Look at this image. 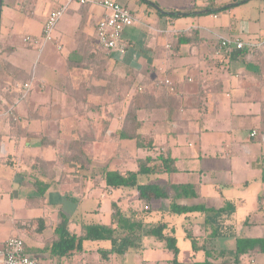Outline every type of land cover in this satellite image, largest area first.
Returning a JSON list of instances; mask_svg holds the SVG:
<instances>
[{"label": "crops", "instance_id": "1", "mask_svg": "<svg viewBox=\"0 0 264 264\" xmlns=\"http://www.w3.org/2000/svg\"><path fill=\"white\" fill-rule=\"evenodd\" d=\"M112 1L129 9L135 23L123 33L129 46L127 54L108 55V71L112 66L124 76L137 75L138 81L149 79V88L156 95L159 87L154 82L171 81L182 106L177 120L170 123L165 109L149 115L141 112L138 135L149 139L154 153L137 149L134 155L95 156L99 137L108 139L121 128L127 108L116 110L121 112L119 123L112 118L110 125V118L107 122L102 118L100 123L98 112L87 106L73 107L68 91L77 88L79 77L58 76L53 53L63 55L58 62L66 65L81 37L104 52L98 46L96 29L105 10L96 4H73L59 21L54 41L45 43L42 34L47 18L65 0H2L0 69L8 64L33 76L13 85L21 97L23 86H31L27 99L14 109L20 117L18 126L9 125L0 116V242L20 238L27 254L42 264H126L130 252L102 261L100 251H109L111 242L87 239V228L112 227V204L126 217L143 212L147 204L139 200L134 189L108 190L101 180L103 171L109 165L110 171L133 172L137 161L169 154L176 160L177 172L140 177V183L189 185L198 194L188 200L153 202L145 218L148 225H168L166 234L177 239L179 263L264 264V253L259 249L236 260L238 242L264 240V53L245 58L233 49L218 52L223 40H264V0ZM208 5L213 12L210 15L167 17L205 12ZM225 8L229 9L223 11ZM26 37L41 43L29 45L24 42ZM183 37L191 42L179 46ZM45 50L51 58L49 71H54L48 83L38 81L35 68L30 69L33 59ZM5 81L13 83L10 77ZM56 82L57 87L52 86ZM56 96L63 107L56 108V102H50ZM1 101L3 114L11 105ZM106 111L102 108L101 114ZM82 118L85 123H81ZM54 126L57 129L52 135L49 130ZM90 128L95 138L88 150L92 167L78 171L63 164L65 144ZM254 132L257 135L252 137ZM97 159L106 165L99 168ZM42 164L48 166L46 172ZM37 180L44 184V194L35 189ZM175 204L205 207L210 213L174 215L171 208ZM60 214L69 218L71 231L84 238L81 254L63 259L52 254ZM40 219L44 223L41 232ZM138 252L142 256L139 264H172L174 259L166 244L152 237L142 239Z\"/></svg>", "mask_w": 264, "mask_h": 264}, {"label": "trees", "instance_id": "2", "mask_svg": "<svg viewBox=\"0 0 264 264\" xmlns=\"http://www.w3.org/2000/svg\"><path fill=\"white\" fill-rule=\"evenodd\" d=\"M208 7L209 5L206 7L207 9L205 8V12L200 11L188 14H170L167 17L174 20L186 17H196L204 14L210 15L213 12L209 10L211 7ZM228 9L229 8H225L223 11ZM190 42V39H186L184 37L178 40L179 46L187 45ZM259 54H263V52ZM73 55V58L67 61L68 71L73 74L74 71L79 70L84 74H89V76L85 75V83L83 81L76 89L71 88L70 91H68V94L72 93L71 96H69L70 98H68V102L73 106H87L101 115V110L104 107L93 103L91 98H98L99 95L104 96L109 93L112 94L115 84L119 82H116L115 79H110V76H107V70L110 63L108 58L109 56L107 53L100 52L96 47L91 46L90 42L83 37L78 40L77 47L73 52ZM1 67L0 96H2V99L11 105L2 114V121L16 127L18 126V120H16V111L14 109L22 101V97L13 90V85L16 82H25L26 80L31 79L33 75L31 73L27 74L22 70L14 69L8 64ZM132 75L133 80L127 82L126 84H128L129 88L135 86L137 94L135 101L130 102L127 107L125 117L118 134L112 133L111 137L112 139L114 138L120 142H134L136 143L138 150H146L148 153H154L155 148L153 147V144L150 143L149 139L140 136L137 133V125L140 122V113L146 112L147 115H149L154 111L165 109L168 112V120L170 123H174L177 120L176 115L178 111L180 113L182 107L179 98H177L179 95L178 89L172 83L177 89V94H172L168 87L164 86V82L166 80L162 82H154V84L157 83V87H159V89H156L159 91L156 95L153 90H151L152 88H149L152 85L150 84L152 82L148 81L149 79L146 81H138L137 75ZM8 77L13 79L12 84H8L5 81L8 80ZM93 82H104L106 85L101 87L99 85L97 86ZM122 84L124 85V83ZM140 89L143 91L141 92ZM2 99H0V101ZM119 114H121V112H119ZM112 118H115V113L110 112V125L112 123ZM107 131L108 129L106 128L103 135H105ZM94 142L95 138L92 128H90L87 133L73 138L70 142L65 144L63 164L76 168L78 171H88L93 165V160L88 154V150ZM47 168V165L42 164V171L46 172ZM176 172V160L169 154H159L157 157L150 156L145 160H139L137 161V169L133 172L122 173L119 171H110L109 166L104 169L101 180L104 181L105 187L108 190L116 191L120 189H134L138 193L139 200L145 202L147 206L144 207L143 212H133L131 217H126L116 204H112V228L104 226H92L87 228V239H109L111 242V249L109 251H100L102 261H108L112 255L124 256L129 252L139 251L141 249L142 239L145 237H152L166 244L167 250L174 256L172 264H180L178 261L180 250L178 249L177 239L174 234H166L168 225L164 223L148 225L145 223V218H147L151 213L149 206L153 202H160L168 199H172L174 202L188 200L197 198L198 194L194 190L195 188L189 185L161 186L156 184L140 183V177H149L160 173L171 175ZM43 186L44 184L40 181L37 180L35 182V189L38 193L44 194L46 189L42 190ZM146 207L148 210L145 209ZM171 213L182 216L192 213H210V211L205 207H182L175 204L171 208ZM38 224V230L41 232V230L44 229L43 220H38ZM55 233V238H57V240L53 243L51 250L54 257L60 259L69 258L75 254H81L84 251V238L79 237L71 231L70 220L66 215H59V221ZM193 246L195 247V242L193 243ZM258 249L260 253H264V240L240 241L237 244L236 260H238L240 256L258 251ZM25 253L28 257H30L26 252V248ZM30 258L36 260L39 264H42L38 259L33 257Z\"/></svg>", "mask_w": 264, "mask_h": 264}, {"label": "built area", "instance_id": "3", "mask_svg": "<svg viewBox=\"0 0 264 264\" xmlns=\"http://www.w3.org/2000/svg\"><path fill=\"white\" fill-rule=\"evenodd\" d=\"M74 3L80 5L96 4L105 10V15L98 23L96 29V40L101 50L108 55L118 54L120 57H124L128 52V45L123 39V33L126 28L134 25L135 20L132 12L119 5L112 0H65V3L55 8L48 16L44 25L42 40L45 43L53 42V34L55 29L67 12L68 8ZM24 42L32 45L39 46L40 40L26 37ZM235 50L239 55L241 54L245 58H253L259 53H264V40L243 42L241 40H223L219 44L220 51ZM164 86L168 87L172 94H177V89L173 86L172 82L166 80ZM31 86L27 84L23 86L22 100H26ZM142 92L143 90L140 89ZM257 134L254 132L252 137ZM148 210V208H145ZM0 264H39L36 260L31 259L25 253V243L20 238H9L4 242H0Z\"/></svg>", "mask_w": 264, "mask_h": 264}, {"label": "rangeland", "instance_id": "4", "mask_svg": "<svg viewBox=\"0 0 264 264\" xmlns=\"http://www.w3.org/2000/svg\"><path fill=\"white\" fill-rule=\"evenodd\" d=\"M34 21L37 24H38V22H40V20L37 19V18ZM37 33H40L39 29H38ZM44 44L45 43H43V46H44ZM47 47H49V45ZM100 52H102V51H100ZM49 55L52 58L51 49H50ZM47 56H48V52H46V50H45L42 55H38V56H36L33 59L32 63H31V66H30V69L33 68V67L35 68V73H36V75L38 77V81L44 80L46 83H48L51 80V77L54 74V71H52V70L49 71V69H50L49 68V66H50V62L49 61L51 60V58L47 57ZM53 57H54V60H56L54 69H55V71H57V75L58 76L62 77L63 73L71 74L70 71H68L67 63H66V65H64L63 62L62 63L58 62V60H63V55L59 56V55H57L54 52L53 53ZM46 68H47V70H46ZM48 72H49V74H48ZM57 75H55V76H57ZM73 75H75L76 77H79V79H76L77 85H80V83H82L83 81L85 83L86 82L85 75L89 76V74H84V73L80 72L79 70L74 71ZM107 76H110V79H115L116 82L117 81H119V82H117V84H115V87L112 90V94L109 93L108 95L106 94L104 96H100L99 95V98H96V97H92L91 98V101L93 103H95L97 105H101L102 107H104V108H106L108 110L104 114L99 115V117L97 116L100 119L99 120L100 123L102 121V118H104L106 120V122H107V120L110 118V112L115 113L116 110L119 111V110H122L123 108H127L129 106L130 102H134L135 101V98H136V95H137L136 91H135V86L129 88L128 84H126L127 82L133 80V77H132L133 75L132 74H128V75L126 74V76H124L122 74V72H120V70L115 69L112 66H110V70L109 71L107 70ZM56 81L58 82V79ZM57 82L53 83L52 86L55 85L57 87V84H58ZM122 83H124V85ZM94 84H99V86H101V87L106 85V83H104V82H99V83L95 82ZM71 94L72 93H70L69 95L71 96ZM59 99H60V97H59ZM54 101L56 102V104H55L56 108H60L61 106L62 107L64 106L61 103V101H58V96H56V98L54 100L51 99L50 102L53 104V103H55ZM24 105L28 106L27 104H24ZM3 106L4 105L0 101V113L2 112L1 110H2ZM73 107H77V106L74 105ZM56 111L57 110H55V112ZM0 116H2V115H0ZM55 116H57V113H55ZM119 116H120V114H117V112H116L115 119H117V124L119 123L118 122V117ZM15 117H16V120H19V118H20L19 115H17V114H16ZM82 119H84V118H82ZM87 119H88V117H87ZM81 123H85V119L82 120ZM138 127L139 126L137 125V133H138ZM85 128H86V125H84L81 128V131H83ZM56 129H57L56 126L51 127L49 132H51V134L53 135V134H55ZM102 129H103V127L101 126L99 131H98V136L101 135ZM117 130L113 131V132L114 133L116 132L118 134L119 129H117ZM99 139H100V142H99L100 146H99V148L97 150H95V156L100 155L99 158H101V159L103 157H105V156H106L107 159H110L111 157H113V155L119 156V155H122V154L127 153V152L130 155H132V154L134 155V154H136V152L138 153L136 143H134V144L120 143V141H118V140H116L114 138L112 139L111 136H110V138L105 139V140L101 139V136H100ZM106 146H108V147H106ZM141 156L142 155L140 154V157ZM97 162H99V165H100L99 168H101V166H103V165H106V163H103V161H101L99 159H97ZM105 162H107V160H105ZM109 170H110V166H109ZM110 228H112V227L110 226ZM147 238H149V237H147ZM130 253L131 254H130L129 260L127 261L126 264H139L141 262V260H142V256L140 255V253L138 251H132Z\"/></svg>", "mask_w": 264, "mask_h": 264}, {"label": "water", "instance_id": "5", "mask_svg": "<svg viewBox=\"0 0 264 264\" xmlns=\"http://www.w3.org/2000/svg\"><path fill=\"white\" fill-rule=\"evenodd\" d=\"M2 0H0V16H1Z\"/></svg>", "mask_w": 264, "mask_h": 264}]
</instances>
